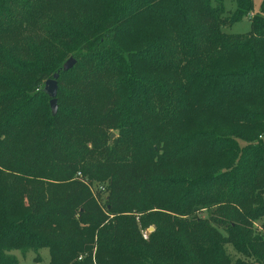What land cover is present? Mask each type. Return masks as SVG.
<instances>
[{
  "label": "trees",
  "instance_id": "trees-1",
  "mask_svg": "<svg viewBox=\"0 0 264 264\" xmlns=\"http://www.w3.org/2000/svg\"><path fill=\"white\" fill-rule=\"evenodd\" d=\"M225 1L0 0V146L12 150L21 134L23 146L12 157L18 168H46L57 181H14L29 216L100 225L148 197L166 177L162 160L181 161L176 156L186 152L193 172L180 184L193 192L185 201L189 216L227 205L244 227L232 237L233 226H208L204 237L218 233L216 257L228 242L238 264H264V237L250 231L251 219L264 232V0L258 11L254 0H230L232 13ZM249 15L250 34L224 30ZM130 32L138 39L122 43ZM69 58L75 64L63 72ZM54 74L52 114L44 84ZM96 86L108 95L94 100ZM64 148L84 151L104 186L92 188ZM114 226L109 246L101 237L95 242L96 264L162 261L118 240ZM76 233L49 240L83 239L90 250L93 236ZM166 237L162 245L177 263L178 240ZM64 260L71 261L60 257L59 264ZM16 262L0 255V264Z\"/></svg>",
  "mask_w": 264,
  "mask_h": 264
},
{
  "label": "rangeland",
  "instance_id": "rangeland-1",
  "mask_svg": "<svg viewBox=\"0 0 264 264\" xmlns=\"http://www.w3.org/2000/svg\"><path fill=\"white\" fill-rule=\"evenodd\" d=\"M259 1L254 0L255 11H258ZM211 2L213 3V0ZM224 7L229 13L235 10V4L230 0L224 2ZM77 8L79 9L80 6H77ZM147 28H149L148 25H143L142 31ZM224 30L233 35H248L251 33L250 17H242ZM128 35L131 38L126 42L121 39L122 43L128 45L131 39H138V33L130 32ZM143 41L145 42V39ZM63 79L67 80L65 77ZM107 95L108 93L103 86H96L93 93L94 100H99ZM16 135L18 139L14 140L13 143L16 146L12 150H8L7 146L4 149L0 146V160H2L0 163V255L13 257L17 261L16 264H59L60 257L71 259L68 262L64 260V264H75V260H81V264L84 261L89 262V264H96V240L101 237L103 243L108 245L111 239L110 236L113 234L112 228L117 223V237H120L118 240H122L129 245H135L146 256L152 257L154 261L155 259H161L162 261H158V264H238L236 261L238 256L229 248L228 242L222 244L224 250L220 258L216 257V246L212 237H218V233L210 231V235L204 237L209 232L208 228L210 227L208 226L213 222L220 230L224 226L235 227L230 236H237L236 233L244 228L237 217L238 211H234L232 206L217 207L216 205L207 211L200 209L189 216L185 208V201L189 200V196L193 194L190 188L186 189L180 184L183 178L185 179L187 175L193 172L189 171L191 169L189 163L192 158L182 156L188 155L186 152L176 156H180L181 161H179V158L178 161L168 160L167 158L162 160V165L166 170L168 169L165 173L166 177L158 181V185L155 186L148 197L146 195L139 196L138 200L127 204L100 225L94 224L92 219L69 223L53 217L35 218L29 216L27 196L20 189L18 190L14 181L30 182L33 185H44L53 181L56 183L57 181L52 174H48L46 168L43 169L41 174L32 173L23 165L22 170L18 168L19 162L12 159V157L17 158L18 147L23 146V139L21 134ZM4 138L0 136V142H3ZM88 148L90 149V146ZM64 151L68 158L79 163L81 172L83 169L90 176H87L85 180L89 181L92 188L96 185L104 186L99 177L93 176V167L90 165V160L86 157L84 151L73 148H64ZM203 172L202 167L200 174H203ZM250 221L253 223L250 225L252 234L264 237L261 227L254 220L250 219ZM77 230L80 231H78L80 235L93 236V245H89L90 250L87 249V242L83 243L84 240L76 233ZM62 232L76 233L82 240L80 242L78 240H68L52 244L49 236ZM167 235L168 237L174 236L176 241L178 240V245H175V249L179 252L177 263L169 259L168 255L171 250L164 247L166 244L162 245L163 239H167ZM160 251L162 253L158 254ZM157 254L162 257L156 258ZM143 259V261H140L141 264H157L147 258ZM53 260H55L54 263Z\"/></svg>",
  "mask_w": 264,
  "mask_h": 264
},
{
  "label": "water",
  "instance_id": "water-1",
  "mask_svg": "<svg viewBox=\"0 0 264 264\" xmlns=\"http://www.w3.org/2000/svg\"><path fill=\"white\" fill-rule=\"evenodd\" d=\"M75 64V60L73 58H69L62 67V71L66 72L70 70ZM57 78L58 74H54L52 79H49L44 84V91L49 96V106L51 109L52 114L56 113L57 104H56V92H57ZM113 135L111 136V138Z\"/></svg>",
  "mask_w": 264,
  "mask_h": 264
},
{
  "label": "built area",
  "instance_id": "built-area-1",
  "mask_svg": "<svg viewBox=\"0 0 264 264\" xmlns=\"http://www.w3.org/2000/svg\"><path fill=\"white\" fill-rule=\"evenodd\" d=\"M249 17H250V15H249Z\"/></svg>",
  "mask_w": 264,
  "mask_h": 264
}]
</instances>
